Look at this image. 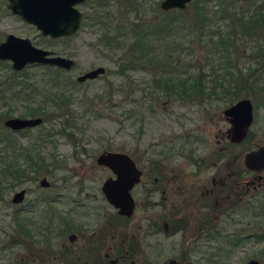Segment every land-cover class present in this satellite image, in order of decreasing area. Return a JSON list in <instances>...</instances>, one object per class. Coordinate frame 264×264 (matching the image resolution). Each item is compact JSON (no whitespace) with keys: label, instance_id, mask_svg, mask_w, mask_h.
I'll use <instances>...</instances> for the list:
<instances>
[{"label":"rangeland","instance_id":"obj_1","mask_svg":"<svg viewBox=\"0 0 264 264\" xmlns=\"http://www.w3.org/2000/svg\"><path fill=\"white\" fill-rule=\"evenodd\" d=\"M94 1L86 0V4L78 6L82 18L73 35L50 39L10 13L7 2L0 0V42L7 34H12L28 38L38 48L74 60L73 67L59 72L62 80L59 91L67 100V106L59 107L48 99V93L55 91L49 87L50 78L46 74L49 70L28 65L16 72L11 70L9 61H0V81L8 78L14 83L24 80L39 87V92L26 90L16 99L8 98L10 92L7 91L3 96L5 99L0 96V125L4 114L27 116L29 110L37 108L46 115L40 125L13 136L16 145L23 147L28 155H39L43 160L39 172H29L20 185L0 193V246L6 245L0 251V264H167L169 260L194 264H246L250 259L264 264V238L253 236L255 233L264 235L263 216L246 213L233 215L232 221L229 218L216 220V230L222 234L243 233L241 242L221 257L214 252L217 238L204 239L201 231L194 235L197 221L206 211L203 208L191 216L193 219L183 231L165 234L161 224L157 223V231L151 234L148 223L163 215L164 210L156 204L144 209L143 185L145 175L154 169L165 175L171 174L173 185L179 183L181 173L182 184L191 190V185L196 183L208 186L210 178L218 171L233 172L242 167V154L264 144V95L245 97L241 94L231 103L220 94L209 99L202 93L191 95L186 87L164 95L152 85L155 72L152 66L140 67L132 62L130 66L121 67L120 50L109 49L100 42L105 31L95 20L103 13L110 21L111 29L115 22L123 19L137 22L152 19L155 22L165 13L158 8L160 0H136L138 6L141 5L137 13L132 9L125 10V0H99V5ZM192 1L183 9L187 13L192 11ZM206 7L209 22L205 31L188 33V26L178 27L180 38H176L171 49L164 53L169 55V62L159 67L160 72L185 80L186 85L191 84L193 76L200 71L204 75L203 93L210 89L212 72L222 75L224 58L231 52L229 47H219L212 52L211 46L206 45L209 38L216 40L214 34L208 35V31H224L227 24L215 15L217 4L213 0L208 1ZM150 21L145 25L147 29L152 28ZM241 46L236 47L242 49ZM155 47L156 59L163 61L164 44L160 42ZM240 49L236 50L238 55ZM258 59L263 61L262 56ZM98 66L103 67L104 72L96 78L82 82L75 80L78 75ZM237 68L242 72L254 68L261 71L256 59L242 58ZM1 88L4 90V86ZM243 98L250 100L253 109L247 138L234 145L231 155H224L216 167H207V163H213L207 161L208 155L223 146L229 127L222 111ZM180 144L182 150H179ZM2 145L0 141V167ZM105 151L127 154L142 171V182L130 191L135 208L129 219L118 217L100 192L104 179L112 176L107 168L95 162L98 154ZM189 151L194 152V157L207 158L206 165L199 168L196 175H192L193 168L188 164ZM17 162L29 169V164L22 159ZM224 162H228L227 165ZM48 164L54 165L55 169L50 170ZM42 178L48 182L47 187L39 185ZM21 188L26 191L23 204L11 205L12 193ZM260 188L264 191V184ZM158 199L157 190L152 200L156 203ZM18 206L23 207L20 216L33 230L30 239L12 238L15 225L11 216ZM60 217L67 220V228ZM44 220L52 223L48 232L42 231L46 227ZM46 233L49 239L44 236ZM70 235H74L72 241L68 240Z\"/></svg>","mask_w":264,"mask_h":264},{"label":"trees","instance_id":"obj_2","mask_svg":"<svg viewBox=\"0 0 264 264\" xmlns=\"http://www.w3.org/2000/svg\"><path fill=\"white\" fill-rule=\"evenodd\" d=\"M208 1L212 0H193L191 13H187L183 9H171L163 11L165 12L163 18L155 22H153L154 20L152 19L151 21L145 19L139 22L123 19L119 22H115V26L112 29L110 28V21H107V16H103V13L99 14L97 15L98 19L95 18L96 24L105 31L103 40L101 39L100 42L109 49L120 50V56L123 60L121 67L130 66L132 62L136 64L135 66H152L155 70L152 85L160 89L164 95L173 93L177 90L181 91L184 87L187 88L191 95L202 93L208 99L221 95L224 100L228 99L229 103L238 99L241 94H244L245 97L250 95L256 97L258 93L264 95V0H213L217 4V8L214 11L215 15H217L219 19L225 20L227 24L224 31L218 29L208 31L210 33L208 35L211 36L214 34L216 40L212 41L209 38V42L206 45L208 47L211 46L210 49L212 52H214L215 49H219V47H229L231 52L224 58L225 62L222 68V75H217L212 72L213 77L210 79L209 91L206 93L202 91V78L204 75L200 71H198L197 75L193 76L192 82L189 85H186L185 80H181L178 77L173 78L167 76L165 72L159 71L161 64H166L167 61L169 62V55L164 53L171 49L176 38H180L177 31L178 27L182 28L181 26H188L190 30L188 33H201L205 31L206 25L209 22L206 16L208 13L206 7ZM94 3L97 5L100 4L99 0H95ZM125 3L127 6L125 10L132 9L135 13H137L138 8L141 6H138L136 0H125ZM104 18H106V20ZM149 21L152 28L149 27V29H147L145 25L149 23ZM160 42L164 44L163 61L156 59L158 57H156L157 54L155 53L157 49L155 46ZM239 44L242 45V49L236 47ZM238 49L241 50L239 55L236 53ZM260 55L263 57V61H259L258 58L261 59ZM242 58L256 59L261 66V71L258 68H254L242 72L237 68V63ZM207 62L209 63L210 61ZM210 66H212V64ZM43 68L49 70V72L46 73L50 78L49 87L55 89V91L48 93V99L54 106H67V100L64 94L59 91L62 82L59 76L61 70L58 68H51V66L48 65L43 66ZM160 70L162 69L160 68ZM7 80H9V82H7ZM68 83L71 84L73 82ZM17 85L19 88L15 89ZM0 86H4V90L3 88L0 89V95H2L3 91L17 94V96L22 95L26 90H29L31 93L39 92L38 86L29 84L24 80L14 83V80L8 78L0 81ZM29 111V115L36 113L34 110ZM38 112L40 113L41 110L38 109ZM41 162L42 159H39V163L36 165L37 169L42 167ZM261 215L264 217V212ZM60 218L65 222L62 223L64 228H67V220H65L64 217ZM11 221L15 225L11 234L13 235L12 238H16L17 236L27 239L31 238V232H33V230L30 229V225L26 220H20L14 213ZM51 224L50 221H45L46 227L42 231L48 232ZM216 234L218 239H216L217 245L214 252L216 251L221 257L227 255L230 247L239 244L243 235V233L220 235L217 232ZM253 236H255L256 239L264 238L263 234L258 233H255ZM45 237L47 238V235ZM5 247L6 245L2 244L0 246V251H3ZM221 251H223V253H221Z\"/></svg>","mask_w":264,"mask_h":264},{"label":"flooded vegetation","instance_id":"obj_3","mask_svg":"<svg viewBox=\"0 0 264 264\" xmlns=\"http://www.w3.org/2000/svg\"><path fill=\"white\" fill-rule=\"evenodd\" d=\"M84 4H86V0L77 4L76 6L78 8V6H81ZM81 18H82V15H81ZM29 65H36V64H29ZM39 66H46V65H39ZM5 92L6 91H3L2 95H0L1 98L3 99H5V97H3ZM19 97L20 96H17V94H12L10 92L8 98L16 99ZM33 110L36 111L35 114L33 115L27 114V116L22 114L20 117L9 116L8 114H4V115L2 114L3 115L2 122L0 125V141L3 142V145H2L3 161L0 167V193L6 191L8 188L16 187L20 185L23 182V179H25V177L27 176L29 172H32V173L39 172V169H37L36 165L39 163V159H41L42 157H39V155L37 154H36L37 156L35 157H31L30 155H28L29 153H27V151H24L23 147H21L20 145H16V140L13 137L22 132L27 131L28 129H31L35 126L40 125L41 122H43L46 119L45 118L46 115H44L43 113H39L37 108ZM41 114L43 116H40ZM36 117L40 118L41 122L40 124H37L32 127L12 129L8 127L7 125H5V122L12 118L28 119V118H36ZM252 120H253V109H252ZM252 120H251V123H252ZM251 123L249 124V126L251 125ZM249 126H247L245 130V134L241 139L231 140V135L229 131L230 124H229V127L224 135L225 140L223 139L224 140L223 146L217 148L216 151H213L207 157L208 158L207 161H210V162L213 161V163L211 164L207 163L206 165L205 159L207 158L194 157L193 155L194 152L189 151V154L187 157L190 161L188 164L192 166L191 168H193V170L191 171L192 175H196L197 173L195 172H198L199 168H201L204 165H206L207 167H216V163H220L221 160H223L222 157H224V155H228V154L231 155V149L233 148V146L236 145L237 143L243 142L247 138L249 134L248 133ZM216 143L219 144L220 141L217 140ZM182 146L183 145L180 144L179 150L183 149ZM258 147H256L255 149H257ZM255 149L247 150L242 154V158H241L242 167L235 168L236 171H233V172H230V171L219 172L218 171V173L215 174V177L213 176L210 178L208 186H206L205 183H201V184L196 183L195 186L194 184L191 185L192 187L191 190H189L188 188H185L184 185L182 184L183 175L181 173H179V175H181V177L179 178L180 180H178L179 183H176L174 185L172 184L174 181V178L172 177L171 174L165 175L164 172L162 171L158 172L155 169L151 170L150 173H147L145 175V179L143 183L144 193H145L144 209L146 210L149 207H152L156 204L157 206L161 207L164 210L163 215H160L159 218H157L156 220L150 221L148 223L147 228H149L150 233L152 234L154 231L155 232L157 231V228H158L157 223L161 224L160 225L161 230L165 234H171L180 229L183 231L184 227L187 226L188 222L193 219L191 218V216L197 215L200 212V208H203L206 211H204L203 218L197 221L194 235L196 234V232L201 231L203 232V238L207 240H213L217 238L216 232L219 233L220 235L234 234V233H231V234L223 233L222 234L220 231L216 230L217 227H215V222L219 218L221 219L229 218L230 219L233 215L239 214L240 216L241 215L243 216L246 213H251L255 216L261 217L262 216L261 214L264 212V198H262L264 197V193H263L264 191H260L261 190L260 186L262 187L264 184V168L259 171L248 170L243 163L244 154L249 151L255 150ZM210 156H215V157H213L212 160H209L211 159L209 158ZM19 159H22V161H25L26 165L29 164V167H27L29 168L28 169L29 171L24 169V167L18 164L17 161ZM227 163L224 162V165H227ZM47 167H49L50 170L55 169L54 165H51V164H48ZM139 171H140L139 179L137 183L133 185L131 190L136 185L142 182L143 174H142L141 169H139ZM111 175H112L111 177H107V178H114V175L112 173ZM42 179L45 180V178H42ZM40 181H39V185L41 187L44 188L48 186V182L46 180H45L46 185H42ZM157 190L159 191V199L155 203L152 200V197L155 195ZM19 191H22V196H21L20 201L16 203L12 202V198L14 194ZM25 194H26V191L24 189L22 188L18 189L16 192L12 193L10 197V204L11 205L23 204ZM46 201L48 203L52 202L51 200H46ZM189 201H190V204H189ZM133 202H134V198H133ZM22 208L23 207H19V206L16 207V209L12 212L11 218L13 217V214L15 213L16 216L20 220H25L20 216V210ZM134 208H135V202H134ZM134 208H133V211H134ZM117 215L118 217H122L125 219H129L131 217V216L124 217L119 214ZM230 220L232 221L233 219H230ZM37 233L39 232H36V234ZM237 233H241V232H237ZM46 235L47 234H45V236ZM73 238H74V235H73ZM73 238L69 239V236H68L69 241H72ZM116 242L118 243V239L116 240Z\"/></svg>","mask_w":264,"mask_h":264},{"label":"water","instance_id":"obj_4","mask_svg":"<svg viewBox=\"0 0 264 264\" xmlns=\"http://www.w3.org/2000/svg\"><path fill=\"white\" fill-rule=\"evenodd\" d=\"M10 13L18 16L22 21L34 27L43 37L50 39L69 37L80 26L81 12L77 4L84 0H5ZM191 0H160L158 8L161 11L171 9H184ZM9 61L10 68L19 71L29 64L49 65L62 70H69L74 66V60L69 57L56 55L54 52L34 46L28 38L7 34L0 42V61ZM104 72L101 66L90 69L76 77L77 82L94 79ZM223 116L230 124L231 140H239L252 120V105L246 98L239 99L226 107ZM41 119L12 118L5 125L12 129L32 127L40 124ZM95 162L106 167L114 178H107L101 184L100 190L105 201L117 214L129 217L134 208L130 190L137 183L140 175L134 161L122 152H102L98 154ZM243 163L248 170L259 171L264 168V145L249 151L243 156ZM46 185L44 179L40 181ZM22 191L14 194L12 202H19ZM73 235L69 236L72 239ZM112 264V262H111ZM167 264H194L191 261L169 260ZM246 264H259L250 259Z\"/></svg>","mask_w":264,"mask_h":264}]
</instances>
